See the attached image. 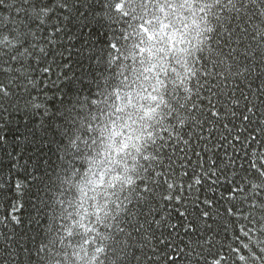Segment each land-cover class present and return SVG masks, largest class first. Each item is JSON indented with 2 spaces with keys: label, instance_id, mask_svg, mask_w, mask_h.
<instances>
[{
  "label": "trees",
  "instance_id": "obj_1",
  "mask_svg": "<svg viewBox=\"0 0 264 264\" xmlns=\"http://www.w3.org/2000/svg\"><path fill=\"white\" fill-rule=\"evenodd\" d=\"M32 2L50 9L33 27L45 49L36 55L53 71L36 69L31 85L0 100V264H100L97 247L111 243L108 226L127 181L142 172L147 145L167 122L159 99L166 91L164 103L188 102L197 55L212 54L207 29L219 8L216 0ZM10 11L0 7V15ZM4 35L0 49L8 47ZM235 169L227 168L216 196L230 195V180L247 191L229 201L238 211L221 218L213 239L238 249L244 260L234 264H264V194L243 183L239 160ZM255 182L264 187V178Z\"/></svg>",
  "mask_w": 264,
  "mask_h": 264
},
{
  "label": "snow or ice",
  "instance_id": "obj_2",
  "mask_svg": "<svg viewBox=\"0 0 264 264\" xmlns=\"http://www.w3.org/2000/svg\"><path fill=\"white\" fill-rule=\"evenodd\" d=\"M216 2V24L207 29L212 54L197 55L199 68L191 71L185 89L187 103L180 96L175 103H164L168 93L161 95L158 103L167 108V122L160 129L162 134L147 145L142 172L135 181H127L128 194L108 226L111 243L97 247L104 256L100 264H178V259L184 264H234L235 259L244 260L234 246L228 243L225 248L213 238L220 232L221 218L238 211L229 201L237 200V193L246 192L247 187L230 180L233 187L228 197L223 193L217 197L216 189L222 177L229 179L228 167L236 174L239 160L245 173L243 183L251 180V187L259 189L256 195L264 194V187L255 182L264 178V0ZM0 7L11 10L0 15V33L11 48L10 53L8 47L0 49L2 100L13 87L31 85V72L39 69L47 76L53 67L42 64L36 55L45 49L39 46V29L33 27L44 24L50 9L32 0H0ZM159 83L165 87L163 81ZM148 118L147 114L141 117ZM134 133L130 128L127 138L133 139ZM221 200L229 204L224 211ZM229 227L230 223L224 224L225 233Z\"/></svg>",
  "mask_w": 264,
  "mask_h": 264
}]
</instances>
